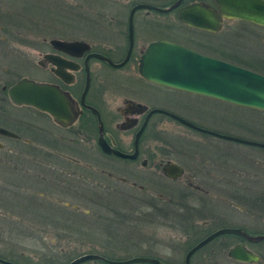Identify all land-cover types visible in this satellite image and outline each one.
Listing matches in <instances>:
<instances>
[{
    "label": "flooded vegetation",
    "instance_id": "flooded-vegetation-1",
    "mask_svg": "<svg viewBox=\"0 0 264 264\" xmlns=\"http://www.w3.org/2000/svg\"><path fill=\"white\" fill-rule=\"evenodd\" d=\"M160 1L161 0L121 1L123 7L121 13L124 12L122 17L125 18L121 19L123 27L121 26L119 31V33L124 35L125 43H122V46L114 45L107 47V50L100 51L93 49L88 42L84 41L89 44L88 50L80 52L78 49H71L72 53H66L55 49L50 44V40L48 41L51 50L43 54L38 65L42 70L49 71L47 73H49L50 77L46 78L47 81L41 82L59 85L63 90L70 93L75 99L76 104L82 109V113L79 115L76 122L82 120L84 129L87 130V137L86 141L80 146L86 148L85 152L91 153V151L96 150L110 162L116 163L113 160L116 158L126 162V164L131 165V167L123 171L124 175L119 176L116 175V173L118 171L122 172L121 165L124 166L126 164H121L118 168L114 166L111 168L108 165L107 159L106 162L101 161V159L93 158L91 154H88L89 159H84L87 161L83 163V167L86 170L83 176L86 189L76 190L75 175L77 172L75 169L77 165H80V160L66 154L57 153L60 157L59 159L46 162V166L50 167L48 168L49 171L55 173V179L50 178L45 180L43 174H41L33 180L35 183L34 188H32V182L21 186H17L10 182V185L15 188H24L22 190L24 193L17 192L15 194L10 192L8 194L9 196H2L1 200H3L8 207L7 211H10L12 214L18 211L24 217H17L15 219L17 222H9L6 224L13 228L9 229L11 235L16 234L17 236L19 235L20 238L0 240V264H71L83 257H85V259L75 264H118L114 262H123L135 257L154 258L164 264H168L166 259L154 253L157 251V244L160 237L153 238L151 235L153 240L149 245L151 249L148 251L145 249L140 251V248L138 249V243L142 241L147 242V234L143 233L141 229L144 227L162 226L172 229L177 228L187 235L188 231L199 230L201 228L196 221L198 218H202L204 213L206 216L212 217L210 213L203 210L204 196L216 198L218 200L264 198V187L262 186V184H264L263 164L262 168L259 170H251L237 168L235 164L214 159H206L209 161L208 162L204 161V158L201 156L202 153L200 154L196 149L191 150L187 148L182 149L180 152L185 162L172 158H167L164 161L162 159H155L156 156L161 154L166 157L165 154H170V151L172 152V149H175L168 145V142L162 138L163 136H160L158 132L160 129L159 127L157 128L155 116H166L179 123L181 122L168 114L153 112V110L161 109L185 119L168 103L156 101V87L170 92H189L158 85L146 80L140 75L138 79L117 78L106 82L103 79L101 69H98L95 73L97 77L96 85H94L90 93L88 89L84 102L85 105L93 107L98 111L99 119L90 108L81 106L80 96L87 78V71L90 81L93 73L90 61L98 60L103 65L116 68L104 60L94 57L87 59L90 53H100L113 63H118L125 58L131 44V51L127 62L123 66L118 67V69L132 64V68L136 67L138 71L141 55L145 51L147 45L155 40H149L147 44L141 45L140 47L139 45L137 46V33L135 31V22L137 21L135 17L137 12L144 13L137 25L142 32L139 33L141 34L140 38H146L145 34L150 32L151 28L154 29L157 26L155 13L167 16L176 12V17L182 26L189 29H196L179 20V10L185 5L196 2H203L212 7H216L215 0H164V3H160ZM175 4L177 5L167 12H159L151 8L143 7L136 9L132 13L133 8L138 5L168 8ZM125 12H127V14ZM131 16L132 36L130 34ZM170 21H174L173 16L168 17V22ZM229 21L231 20H223L222 27ZM163 26L173 31L175 34L178 32L173 24H165ZM160 39L180 44L200 53H205L204 50L198 48L199 43L191 38L186 40L189 44L178 41L177 39L179 38L176 35L172 37L166 35L164 38ZM135 48H139L138 57L134 56ZM113 53L121 56L113 58L111 56ZM205 54L210 55L212 53L207 51ZM48 55L53 58H61L69 63H75L79 68L77 70L67 68L65 71H67L69 75L67 74L61 77L55 72L56 67L51 63L50 59H48ZM86 65L88 66V70L85 69ZM77 74L81 75L80 84H78L79 79L77 78ZM69 78L71 82L67 83L66 80ZM9 86L2 85L1 90L5 99L4 96L1 99L11 103L7 93ZM113 89L116 91V95L113 96V105L110 107L111 105L105 99V96L107 92H111ZM194 95L202 96L198 94ZM225 103L231 104L228 102ZM193 124L200 126L196 123ZM185 126L205 136L219 138L187 125ZM0 128L8 130L15 135H6L0 132V140L8 139L16 141L19 142L20 145L26 147L34 145L28 137H23V133L19 130L7 126H0ZM101 134L103 140L111 148L132 157H121L114 153L104 152L99 144ZM259 134L261 133L256 135ZM170 135H173L175 138L179 137L175 132ZM182 139L185 140V138ZM251 140L262 142L258 139ZM171 146L173 145L171 144ZM38 148H40V145L37 149ZM0 151H5L6 156H9V158L5 160V165H8L7 163L9 162L11 163L10 154L16 150H13L10 146L5 147L0 141ZM39 156L41 157L42 154ZM36 158L37 169L42 171L41 166L44 161L39 159L38 155ZM98 160L101 161V166H99L102 168L101 170L98 166L93 168V162ZM2 162L3 160L0 159V163ZM178 170L179 174L175 175V172ZM97 171H100V173ZM20 173L25 179L23 182H28L29 170L21 169ZM102 175L110 179H115V181L104 186L103 183L105 182L101 184L99 181L102 179ZM179 182L185 184V188H187L186 192L182 190L184 186L178 185ZM96 188H99V190H95ZM145 188L147 189L145 190ZM157 189H164V191ZM188 189H190V191ZM58 197L70 198L75 203L65 201L59 202ZM116 199L120 203H118ZM133 201L137 203V206L111 207V205L114 206L116 203L117 205H121V203H133ZM11 213L7 212L3 215L6 218L12 219L9 216ZM218 220L220 221V218L217 217L216 222H218ZM202 223L204 225L209 224V220H203ZM209 234L211 233H208L204 237ZM130 237L134 238L129 239ZM123 239H125V241ZM200 240L189 243V239L186 237L185 240L180 242L186 248L183 264H185L187 252ZM199 251L200 249L196 250L191 255L190 264H194L193 261H196L198 258ZM125 252L131 253L130 256H127L128 254H122ZM137 263L139 262L127 264Z\"/></svg>",
    "mask_w": 264,
    "mask_h": 264
},
{
    "label": "rangeland",
    "instance_id": "rangeland-1",
    "mask_svg": "<svg viewBox=\"0 0 264 264\" xmlns=\"http://www.w3.org/2000/svg\"><path fill=\"white\" fill-rule=\"evenodd\" d=\"M121 1L0 0V12L5 16V20L0 21V126L19 130L24 134H22L23 137H28L36 146L26 147L16 141L0 140L5 147L10 146V148L16 150L10 154L11 163H7L8 165H5V160L9 156H6L5 151H0V159L3 160L0 163V240L20 238L19 235H11L9 229L13 228L6 224L17 222L15 221L17 217H24L18 211L13 214L7 211L8 207L1 200L2 196H9L10 192L15 194L17 192L24 193L22 191L24 188H15L10 185V182L17 186L32 182V188H34L35 183L33 180L41 174H43L45 180L55 179V173L49 171L48 168L50 167L46 166V162L59 159L60 157L57 153H61L80 160V165H77L75 169L77 172L75 175V186L76 190H85L86 187L84 185L86 183L83 182V176L86 170L83 167V163L87 160L84 159H89L88 154H91L93 158L101 159V161L106 162L107 159L96 150L91 151V153L85 152L86 148L80 146L86 141L87 137V130L84 129L82 120L76 122L70 128H61L44 113L27 106L18 107L4 100L5 96L1 90L2 85L9 86L22 77L47 81L46 78L50 77L49 73H47L49 71L42 70L38 62L42 59L44 53L51 50L48 44L50 39L86 41L93 49L100 51L107 50L106 48L110 46L125 43L124 35L119 33L121 26L123 27L121 19H125L122 17L124 12L121 13L123 8ZM160 3H164V0H161ZM125 13L127 14V12ZM143 14V12H137L135 17L137 19L135 22L136 42L139 47L147 44L149 40L164 38L166 35L170 37L176 35L179 38L177 40L182 43H188L186 40L191 38L199 43V49L204 50L205 53L207 51L212 53L210 56L213 55V57L216 56L264 74V27L242 20H231L225 23L218 33H212L182 26L176 17V12L167 15L168 17H174V21L170 22H168L167 16L155 13L156 28H151L150 32L145 34L146 38H140L141 34L139 33L141 31L137 24L142 19ZM165 24H173L178 32L175 34L173 31L168 30L163 26ZM138 49L135 48L134 50L135 57L139 55ZM205 53L203 52V54ZM111 56L116 58L121 55L113 53ZM90 65L93 73L89 93L96 85L97 77L95 73L98 69H101L103 79L106 82L117 78H139V73L136 67L132 68V64L118 69L103 65L98 60H91ZM80 76V74H77L78 84H80ZM114 95H116V91L113 89V91L107 92L105 96V99L111 105L110 107L113 105L112 99H114ZM3 96L4 99L2 100ZM156 101L168 103L185 119L201 127L234 137L249 140L258 139L264 143V111L231 105L190 93L170 92L160 87H156ZM155 117L157 128L159 127L160 129L158 130L160 136H163L162 138L168 142L171 148H175L172 149V152L170 151V154H165L166 157L163 154L156 156V160L162 159L164 161L167 158H172L185 162L180 152L182 149L187 148L196 149L200 154L202 153L201 156L204 161H208L206 159H214L235 164L237 168L251 170H259L262 168V164L264 165V147L208 137L189 129L169 117L160 115ZM173 132L177 133L179 137L185 138V140L170 135ZM258 133L261 134L256 135ZM39 145L40 148L37 149ZM40 154H42L41 157L39 156ZM37 155L39 159L44 161L41 166L42 171L38 170L36 166L35 159H37ZM99 160L93 162V168L101 166V161ZM113 160L116 163L107 159L111 168H113L112 166L118 168L119 165L126 164V162L116 158ZM121 167L122 172L118 171L116 175H124L123 171L130 168L131 165L126 164L124 166L121 165ZM20 168L29 170L28 182H23L25 179L22 175L23 172L22 174L20 173ZM99 169L101 170L102 168L99 167ZM106 170L109 171L108 169ZM97 172L100 173V171ZM101 178L99 181L101 184L105 182L103 183L104 186L115 181V179L107 178L104 175ZM178 185L184 186L182 190L186 192L185 184L179 182ZM262 186L264 187V184ZM95 190H99V188ZM157 190L164 191V189ZM188 190L190 191V189ZM58 200L59 202L75 203L66 197H58ZM228 200H218L204 196L203 210L210 213L212 217H208L204 213V216L196 221L201 228L188 231L187 235L177 228L144 227L147 230L144 228L141 230L148 235H146L147 242L138 243V249L140 248V251L142 249L148 251L151 249L149 245L152 243L153 238L160 237L157 251L154 253L166 259L168 264H183L186 248L180 242L185 240L186 237L189 239V243H193L208 233H213L219 228L226 226L242 228L250 234H264V198H236ZM116 201L118 202L117 199ZM124 203H121V205L116 203L114 206L111 205V207L137 206L135 201H133L135 205L133 203ZM7 212L11 213L9 216L12 219L3 215ZM217 217L220 218L218 222H216ZM203 220H209V224L204 225L202 223ZM132 238L134 237L129 239ZM123 240L125 241V239ZM239 242H244V240L231 234L219 235L200 248L198 258L193 262L194 264H249L234 261L227 255L228 249ZM245 243L249 249L260 256V260L254 264H264V240ZM122 254L130 256L131 253L125 252ZM137 264L150 263L139 262Z\"/></svg>",
    "mask_w": 264,
    "mask_h": 264
},
{
    "label": "water",
    "instance_id": "water-1",
    "mask_svg": "<svg viewBox=\"0 0 264 264\" xmlns=\"http://www.w3.org/2000/svg\"><path fill=\"white\" fill-rule=\"evenodd\" d=\"M180 1V0H179ZM216 7H212L203 2L191 3L183 6L179 10V20L191 27L209 32H218L222 28L223 20L239 19L251 22L264 27V0H215ZM177 4L168 8H159L150 5H138L133 8L132 13L138 8H151L159 12H167ZM132 16L130 17V34L132 36ZM50 44L57 50L72 53L71 49H78L80 52L89 49V44L83 41H66L51 39ZM131 44L125 58L118 63H113L110 59L100 53L92 52L87 59L94 57L107 61L113 67L123 66L130 55ZM51 63L56 67L55 72L64 77L69 75L67 68L77 70L79 66L69 63L58 57H49ZM85 69L88 70L86 65ZM139 75L148 81L158 85L178 89L194 94H199L214 99L226 101L235 105L245 106L264 111V74L254 70L233 64L231 62L209 56L180 44L159 39L150 42L139 59ZM70 83V78L66 80ZM90 84L89 73L80 96V104L88 107L94 112L98 119V111L85 105V96ZM11 103L17 106H30L40 112L48 114L53 122L62 128L72 126L82 109L76 104L75 99L59 85L35 81L22 77L7 89ZM153 112H162L179 120L181 123L196 130L215 135L222 139L233 140L239 143L264 147L263 142L234 137L221 134L206 128L197 126L192 122L183 119L175 114L168 113L161 109H154ZM0 132L6 135L15 136L12 132L0 128ZM99 144L106 153H114L121 157H132L111 148L102 137ZM180 170V169H179ZM179 170L175 175L179 174ZM222 234H234L243 237L248 242H260L264 240V234H250L240 228H220L208 236L201 239L186 254L185 264H190L191 255L215 237ZM227 255L234 261L242 263H257L260 256L250 250L245 242H240L228 249ZM85 257L74 261L75 264ZM132 262H146L153 264H164L157 259L149 257H135L118 264Z\"/></svg>",
    "mask_w": 264,
    "mask_h": 264
},
{
    "label": "trees",
    "instance_id": "trees-1",
    "mask_svg": "<svg viewBox=\"0 0 264 264\" xmlns=\"http://www.w3.org/2000/svg\"><path fill=\"white\" fill-rule=\"evenodd\" d=\"M4 18H5L4 14H2V13L0 12V21H2V20L4 21V20H5ZM233 236H235V235H233ZM221 248H222V247H221Z\"/></svg>",
    "mask_w": 264,
    "mask_h": 264
}]
</instances>
